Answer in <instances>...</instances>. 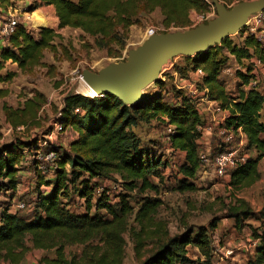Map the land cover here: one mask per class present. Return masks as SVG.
Instances as JSON below:
<instances>
[{
	"label": "trees",
	"instance_id": "16d2710c",
	"mask_svg": "<svg viewBox=\"0 0 264 264\" xmlns=\"http://www.w3.org/2000/svg\"><path fill=\"white\" fill-rule=\"evenodd\" d=\"M19 1L24 0H0V5H14ZM219 1L227 5L241 0ZM38 3L54 7L58 29L81 30L95 38L96 46L107 49L109 55L112 44L123 47L125 34L121 35L119 30L125 33L157 9L166 28H187L191 24L192 12L203 14L209 10L205 0H36L28 6V11H35ZM240 32L243 37L241 45L226 38L205 52L185 56L187 69L176 67L181 77L197 69L204 71L198 84L204 94L202 97L228 112L224 127L238 134L241 131L245 138L244 149L249 156L238 161L230 173L229 185L235 192L249 188L261 179L259 163L264 159V94L259 92V84L258 87H249L255 79L253 66L247 68L246 73L239 74L242 82L235 93H229L220 81L227 62L222 58L224 50L238 63L255 57L264 69V48L255 36L245 35L244 28ZM60 36L49 27H41L33 33L18 24L7 44L0 41V70L8 61L23 72L42 65L44 50L57 52L55 39ZM12 77L13 74L7 73L0 82ZM158 91L134 106L126 105L110 94L93 98L83 94L65 96L63 106L56 112L55 124L46 133L60 124L62 131L71 128L77 137L69 143L66 152L54 149L60 155L55 162V171L51 172L52 180L46 179V172L36 171L37 187L41 191L35 199L36 212L30 218L20 216L19 211L11 212L10 205L0 211V264H19L30 249L54 251L53 258L44 257L40 264H122L125 256L123 236L129 218L134 215L135 220L143 225L157 214L163 203L159 198H143L138 210L134 211L126 196L113 203L107 193L109 189L103 187L100 193L97 192L103 181L112 179L120 181L119 184L128 191L145 193L157 190L150 180L155 160L132 130L138 123L158 120L172 127L168 136L171 147L184 154V162L179 167L183 178L178 190L197 189L190 180L201 167L199 140L203 121L198 102L186 94H179L170 104L161 88ZM45 103V96L37 93L16 108L4 104L3 110L6 120L14 128H41L39 112ZM38 144V138H16L11 144L0 146V192H16L17 166L25 151ZM34 163L38 167L39 162ZM157 174L156 171L154 175ZM44 185L49 186L48 192L42 189ZM71 190L82 201L83 212L71 208ZM228 214L234 219L237 230L249 227L256 241L253 257L246 264H264V204L256 212L244 199H236L228 208ZM249 219L260 220V225L246 224ZM211 227L216 226L211 224ZM136 235L139 237V232ZM26 239L31 246L25 244ZM72 245L80 246L81 250L79 254L67 256L65 249ZM188 246L197 247L206 261L211 260L213 249L207 233L202 229H189L160 242L141 264H190Z\"/></svg>",
	"mask_w": 264,
	"mask_h": 264
},
{
	"label": "rangeland",
	"instance_id": "374dc122",
	"mask_svg": "<svg viewBox=\"0 0 264 264\" xmlns=\"http://www.w3.org/2000/svg\"><path fill=\"white\" fill-rule=\"evenodd\" d=\"M248 1L255 0L233 2L225 5V8L231 11L239 3ZM38 4L39 7L35 10H38L37 12H29V5L26 1L16 2L13 6L18 9V16L20 14L18 23L23 24L33 33L41 27L58 28L55 12L46 4ZM10 6L12 5L1 4L0 8L6 13ZM40 7L43 8L39 10ZM196 16L197 14L192 15L191 24L187 28H166L161 23L163 17L157 9L152 14L144 16L139 24L131 26L125 33L119 30L121 35L125 34L123 47L120 48L121 46L112 44L110 55L107 49H100L96 46L95 38L85 35L78 29L69 28L60 34V38L55 39V44L58 47L57 52L44 50L42 65L23 72L11 61L6 62L0 70V80L7 73L13 74V77L8 81L0 82V146L9 145L16 138L23 140L38 138L39 144L35 149L42 144L41 146H45L46 149H61V152H66L69 143L77 137L76 132L71 128L57 131L56 125L50 133L47 134L46 131L55 124L56 112L63 106L66 95L83 94L93 98L83 79V71L98 73L115 63L127 61L129 53L144 42L146 32L151 27L156 28L158 34L183 33L195 29L203 24L202 22L192 23ZM218 17L219 13L216 11L213 19ZM227 38L238 45H241L243 40L241 32ZM184 57V55H179L169 60L164 65V72L159 75V80L162 81L161 86L157 80L145 88L142 93L146 97L159 92L158 90L161 88L165 100L170 104L176 101L179 94H186L198 102L197 108L203 121L202 136L199 140L201 167L195 178L190 180L197 189L193 191L178 190L179 183L183 178L179 167L184 162V154L171 147L168 138L169 126L166 122L152 120L149 123L141 122L133 126L132 130L144 144L142 145L152 153V158L155 160L150 180L157 190L145 193H139L137 190L128 191L122 185L116 184L120 182L115 181L116 179L103 181L102 187L111 191L113 203L126 196L134 211L138 210L143 198H159L163 203L158 208L157 214L143 225L135 220L134 215L129 218L127 231L123 236L125 256L122 264H141L154 252L160 242L181 235L189 229L205 231L213 249L211 260L206 261L197 247L188 246V257L192 260L190 264H246L248 259L253 257L254 240L251 230L247 226L242 230H237L234 219L229 217L228 208L235 204L236 199H244L252 210L257 212L261 209L264 204V165L259 166L261 179L257 183L235 192L229 185L231 167L225 170L212 164L217 153L224 152L231 147L238 150L240 157L248 155L244 149L245 138L242 133L235 132L233 143L226 142L227 132L223 128L225 115L218 111L215 103L204 100L202 97L204 94L198 88L201 79L199 82L194 72H190L186 77H181L176 71V67L182 70L187 69ZM222 58L227 59V62L220 74V81L229 93H235L242 82L239 74L246 73V69L254 64L250 63V60L238 63L227 50L222 52ZM255 76L259 78L258 90L264 94V75L258 71ZM195 92L198 93L196 96ZM37 93L43 94L46 98V103L39 112L42 127L26 128L21 126L14 128L6 120L3 105L7 104L16 108ZM35 149L25 151V155L17 166L19 172L16 192L12 194L4 190L0 192V211L10 205L11 212L19 211L18 214L24 218H30L36 212L35 199L38 192L41 191L37 187L38 173L36 171L40 173L42 171L34 163L36 157L33 150ZM202 156L207 161L202 160ZM45 170L46 179L52 180L53 174L51 175L48 164H46ZM156 171L158 172L157 176L154 175ZM117 185H119V189L115 188ZM44 186L42 189L48 192L49 186ZM76 188L79 187L76 186ZM72 190L69 200L71 208L73 211L83 212V203L72 193ZM18 201L24 202L27 207L21 211L16 209ZM211 224L216 227H211ZM246 224L257 227L260 225V220L249 219ZM138 232L139 237L136 235ZM25 244L31 246L29 239L25 240ZM80 250L81 247L78 245L67 246L65 249L67 256L79 254ZM54 255L53 250L30 249L19 264H40V259L53 258Z\"/></svg>",
	"mask_w": 264,
	"mask_h": 264
},
{
	"label": "water",
	"instance_id": "95a60500",
	"mask_svg": "<svg viewBox=\"0 0 264 264\" xmlns=\"http://www.w3.org/2000/svg\"><path fill=\"white\" fill-rule=\"evenodd\" d=\"M214 5L219 13L217 19L183 33L148 36L129 53L127 61L98 73L84 70L87 86L99 95H114L126 105L134 106L143 99L142 91L159 80L169 60L179 55L193 56L221 44L228 36L240 32L252 14L264 10V0L241 2L231 11L219 0H214Z\"/></svg>",
	"mask_w": 264,
	"mask_h": 264
},
{
	"label": "built area",
	"instance_id": "2783aa9c",
	"mask_svg": "<svg viewBox=\"0 0 264 264\" xmlns=\"http://www.w3.org/2000/svg\"><path fill=\"white\" fill-rule=\"evenodd\" d=\"M26 1V3L28 5H31L33 2H35L36 0H24V2ZM208 5H209V10L206 13L203 14H197L196 19L192 20V23H197V22H202V23H207L208 21L213 20L215 13H216V8L214 5V0H205ZM18 9L16 7H14L13 5L9 7V9H7V12L4 13L2 11V9L0 8V41L1 43L7 44L9 37L11 36V34L14 32L16 26L20 23H18V18L20 16H18ZM245 35H252L255 36V38L258 40V42L261 44V46L264 48V10L259 11L257 13L252 14L249 19L247 20L245 26H244ZM157 33V29L154 27H151L147 30L146 32V37L154 35ZM250 63H253V74L255 75L256 73H258V71H260L261 69H263L261 62L256 59L255 57H253L250 61ZM164 72V67L161 71V74ZM194 75L198 77L199 82L200 79H202L203 76V70L202 69H197L194 72ZM258 77L255 76V79L252 81V83L250 84L249 87H258ZM198 93L195 92L194 95L196 96ZM209 102V101H208ZM214 103V102H211ZM215 107H217L218 111L223 112V114L225 115V119L228 115V112L224 111L220 105H218L217 103H215ZM77 112L79 110H76ZM224 119V122H225ZM223 128L225 129V132H227V138H226V142L232 144V140L234 138V134L235 131L233 130H228L226 129L224 126ZM56 130L57 131H62V127L60 124H56ZM168 132L171 133L172 132V127L169 126L168 127ZM240 133H242L240 131ZM42 144H40V146H38L37 149L33 150L34 151V155L36 157V161L39 162L38 168L39 170L43 171V173L46 172V164L49 165V168L51 169V172L55 171V162L57 161V159L59 158V155L54 149H49L45 146H41ZM47 145V144H46ZM44 148V149H43ZM247 155L245 156H239L238 154V150L235 149V147H231L228 148L226 151L224 152H220L217 153L212 161V164H214L215 167L217 168H223V169H228L229 167H233L238 161H243L246 158ZM204 159V161H207V159L202 156V160ZM44 166V167H43ZM45 168V169H44ZM119 184V183H116ZM121 185V184H119ZM119 185L115 186L116 189H119ZM103 190V187L101 186L99 188V190L97 191L98 193H100ZM110 195V198H112L111 196V191L109 190L107 192ZM113 199V198H112ZM18 210H23L25 209L27 206L24 202H18L17 206H16Z\"/></svg>",
	"mask_w": 264,
	"mask_h": 264
},
{
	"label": "crops",
	"instance_id": "0c3cea01",
	"mask_svg": "<svg viewBox=\"0 0 264 264\" xmlns=\"http://www.w3.org/2000/svg\"><path fill=\"white\" fill-rule=\"evenodd\" d=\"M23 2V1H22ZM47 7H50L54 12V7L51 6V5H47ZM43 8V7H40L39 10ZM38 11V10H37ZM37 11H34V12H37ZM197 13L196 12H192L191 15H190V18L192 17V15H196ZM52 29H55V31L58 33V34H61L62 32H64L66 29H69V28H62V29H58V28H52ZM79 30V29H78ZM80 32H82L81 30H79ZM15 64V63H14ZM261 73L264 75V69L261 70ZM264 165V159H262L259 163V166L260 165ZM256 244V241H254V245Z\"/></svg>",
	"mask_w": 264,
	"mask_h": 264
},
{
	"label": "bare ground",
	"instance_id": "6f19581e",
	"mask_svg": "<svg viewBox=\"0 0 264 264\" xmlns=\"http://www.w3.org/2000/svg\"><path fill=\"white\" fill-rule=\"evenodd\" d=\"M89 92L92 94V97L100 96V95L98 94V92H97L96 90H94V89H90V88H89Z\"/></svg>",
	"mask_w": 264,
	"mask_h": 264
}]
</instances>
